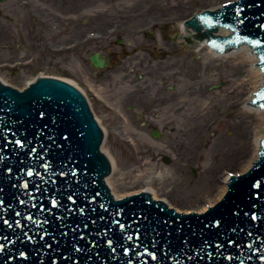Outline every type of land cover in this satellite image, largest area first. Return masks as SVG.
<instances>
[{"label":"water","instance_id":"obj_1","mask_svg":"<svg viewBox=\"0 0 264 264\" xmlns=\"http://www.w3.org/2000/svg\"><path fill=\"white\" fill-rule=\"evenodd\" d=\"M213 9L184 24L204 28L217 52L251 44L264 72V0ZM216 29L226 36L212 37ZM88 61L109 66L98 53ZM70 85L40 78L18 92L0 84V264H264V138L205 213H175L149 192L114 200L100 126ZM256 100L263 110L264 82Z\"/></svg>","mask_w":264,"mask_h":264},{"label":"rangeland","instance_id":"obj_2","mask_svg":"<svg viewBox=\"0 0 264 264\" xmlns=\"http://www.w3.org/2000/svg\"><path fill=\"white\" fill-rule=\"evenodd\" d=\"M225 1L89 0L77 14H86L87 20L104 14L128 15L143 4L142 8L154 7L155 12L160 10L164 15L177 12L188 15L202 9L211 10ZM22 4L20 0H7L0 5V82L17 90L24 89L21 84L29 83L36 76L71 82L86 98L100 126L103 137L99 149L112 163L110 175L115 178L119 192H131L146 184L149 193L156 195L154 199L166 202L176 212L191 214L202 212L201 207L205 209L221 198L209 204L205 201L212 197H201V203H194L191 198H179L170 192H181L202 180L209 169L212 175L209 178L218 186L222 173H241L235 169H241L237 162L250 157L247 150L231 148L232 154L240 156L234 165L223 160L219 149L213 152V148L219 138L230 144L239 140L232 130V120L239 115V110L230 106V102H236L242 92L233 91L231 86L233 81L245 76V68L240 71L232 64L233 59H215L206 60L208 68L204 70L203 55L197 50L199 45L185 40L186 34L181 31L178 20L162 15L158 23L151 21L154 39L127 38L126 55L101 53L111 56L115 63L100 71L92 68L87 60L92 50L87 52L82 48L63 54L37 44L42 39L55 46L63 40L62 32L76 30L79 22L67 24L63 8L39 4L50 15V22L45 25L51 32L47 33L42 32L43 26L31 29ZM13 60L18 62L9 64ZM4 61L8 65L4 66ZM205 102L212 110L203 113ZM200 111L202 116H198ZM192 123L199 126L195 134L198 142L189 150L183 144L187 142L185 127ZM153 128L161 133L159 138L150 136ZM187 152L191 155L188 158Z\"/></svg>","mask_w":264,"mask_h":264},{"label":"bare ground","instance_id":"obj_3","mask_svg":"<svg viewBox=\"0 0 264 264\" xmlns=\"http://www.w3.org/2000/svg\"><path fill=\"white\" fill-rule=\"evenodd\" d=\"M180 22V29L181 31L186 34L188 33L187 38H189L190 43L196 44L197 50L201 52L203 55V58L201 59L203 61V68L204 70L208 68V63L206 60H217V59H233L234 62L232 64L236 65L237 68H240V71L242 68H245V76L243 78H240L237 81L232 82V90L237 91L240 90V93L242 92L241 96L238 97L237 103L232 100L230 102V106L234 108H238L239 115H237L234 120H232V130L233 132H236L237 137L239 140L234 141L235 143L230 144L226 141L222 142V138H219L220 141L215 145L213 148V152L216 149H219L222 153L223 160H226L227 162H231L234 165H236L235 162H237L240 158V156H236L235 153H231L232 147L235 149H242L247 150L249 152L250 157L246 160H240L237 162V165H240L241 169L236 168L235 170L238 172H244L250 163L252 161L256 160L257 154L262 146V138H264V111L260 110V101L257 103V100L255 98V92L257 89L261 86V83L263 81V73L260 69V63L257 59V55L254 53V50L250 45L248 44H239L236 47L231 46L227 47L222 53L217 52L216 50L209 49L208 46L205 45L206 41L208 40L207 37L204 36V28L200 30V32L193 33L191 30L185 31L183 29V24ZM192 35V36H191ZM197 36H199V39H197ZM225 37L224 35H220L219 32L216 31L212 33V37ZM197 39L194 41V39ZM202 57V56H201ZM56 80H61L62 82H68V80L64 78H58V77H52ZM29 80V79H28ZM32 80V79H31ZM72 84L71 82H68ZM22 87L24 88L28 85L27 81H24L22 84ZM246 85V87H245ZM203 107V113L211 111L212 109H209V107H206V102L202 104ZM201 112V111H200ZM203 113L201 112L198 114V116H202ZM192 121H194L192 119ZM199 126L195 124H190L189 127H185V131H187V142L183 145L185 147H188L189 150L196 146V143L198 142V138L196 139L195 134L198 133ZM203 128V127H202ZM201 128V130H202ZM200 130V131H201ZM250 148V150H249ZM190 152L186 153L185 156L188 158ZM242 157V155H241ZM107 159V158H106ZM109 163L112 166L111 161L108 159ZM214 170H212V173ZM113 174V173H112ZM111 174V175H112ZM223 176H220V183L219 186L215 183L214 179H210V169L207 171V174L202 180H198L194 182L193 185L188 186L187 188L183 189L181 192L175 193V191H171L170 193L176 194L179 198L180 197H188L191 198L192 201L195 203H201L200 199L202 198H211L209 200H206L205 202L211 204L216 199H219L222 194H224L226 190V184L229 180V175L222 173ZM105 179V182L107 186H109V190H111L110 194L113 196V198H121L128 195H131L134 192H149L148 188H146V184L140 185V187L137 190L130 191H124L119 192V188L115 186V178L112 179V176ZM112 179V180H111ZM122 183H119L121 185ZM130 187V186H129ZM143 187V188H142ZM139 192V193H141ZM153 196L151 199H154L156 195L152 193ZM125 195V196H124ZM154 197V198H153ZM155 200V199H154ZM183 200V198H181ZM163 203L166 204V202L163 201ZM204 204V201L202 202ZM167 206V204H166ZM168 207V206H167ZM200 211H205L207 208L204 209V207L200 208Z\"/></svg>","mask_w":264,"mask_h":264},{"label":"flooded vegetation","instance_id":"obj_4","mask_svg":"<svg viewBox=\"0 0 264 264\" xmlns=\"http://www.w3.org/2000/svg\"><path fill=\"white\" fill-rule=\"evenodd\" d=\"M6 1L7 0L1 1L0 5L5 3ZM20 1L23 3L22 5L26 9V15L28 16V20L32 25L31 29H34L35 26H43V29L41 28L42 32H51V29L47 25H45L46 22H50V15H48L49 13L40 7L39 4L42 3L54 6L56 5L57 7L63 8V10L67 14L64 17V20L67 24L72 21L79 22L76 26V30H74L73 32H62V35H64L63 40H59L57 45L50 46L49 42H46L42 39L39 43H37L38 45H42L41 47H49L50 52L53 49H57L59 51H62L63 54H67L72 50L75 51L76 49L82 48H85L87 52L92 50L89 55L98 53L100 56L108 59L109 66L115 63V60H112L111 56H105L101 53L107 52L108 54H113L114 56L122 53L126 55L128 54V51L125 49L127 38L148 36L149 39H154V34L150 31L152 26L151 21L158 23L162 15L165 16L166 19L171 18L178 21L180 19L181 21H183L186 18L194 15V13L184 15V13L179 12L175 14L169 13L164 15V13H162V11L160 12V10L155 12V10H153L154 7L148 6L142 8L143 4H141L139 5V7L141 8L137 10H131L132 12H130L128 15L104 14L97 15L96 17L94 16L93 19L91 18L87 20L86 14L79 16L77 13L89 0H49V2L47 0ZM34 7L38 8L41 11H37ZM41 29L38 32L39 35L42 34ZM33 31L34 30H31V32ZM5 46L6 44L4 45V47ZM94 47L99 48V50H93ZM17 62L18 60H13L9 64L14 65ZM4 63H6L4 64V66L8 65L7 61H4Z\"/></svg>","mask_w":264,"mask_h":264},{"label":"snow or ice","instance_id":"obj_5","mask_svg":"<svg viewBox=\"0 0 264 264\" xmlns=\"http://www.w3.org/2000/svg\"><path fill=\"white\" fill-rule=\"evenodd\" d=\"M237 12H239V9H237ZM262 27H264V25H262ZM246 38V37H245ZM254 43L259 44L260 41H254ZM262 59H264V57H262ZM262 107H264V105H262ZM41 115H43V113H41ZM17 144H20V141L16 142ZM31 175V173H29ZM69 199H71V197H69ZM53 203L55 204V201H53ZM253 218H255V216H253ZM122 227V226H121ZM21 255H23V253H21ZM153 259H155V256L153 257ZM260 259L264 260V256L260 257Z\"/></svg>","mask_w":264,"mask_h":264}]
</instances>
